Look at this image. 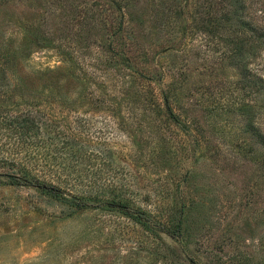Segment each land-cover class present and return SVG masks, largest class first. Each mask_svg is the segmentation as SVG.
Here are the masks:
<instances>
[{
    "label": "rangeland",
    "instance_id": "obj_1",
    "mask_svg": "<svg viewBox=\"0 0 264 264\" xmlns=\"http://www.w3.org/2000/svg\"><path fill=\"white\" fill-rule=\"evenodd\" d=\"M236 2L0 0V264H264V0Z\"/></svg>",
    "mask_w": 264,
    "mask_h": 264
},
{
    "label": "trees",
    "instance_id": "obj_2",
    "mask_svg": "<svg viewBox=\"0 0 264 264\" xmlns=\"http://www.w3.org/2000/svg\"><path fill=\"white\" fill-rule=\"evenodd\" d=\"M230 5H231V7H228V9H231L232 10V8H233L234 14L236 13L237 16L242 19V17H244V12L246 10V7L243 5L242 0H237V2L235 4L234 3H231ZM261 36L262 35H259V37H261ZM262 82L264 83V80H262ZM7 178H8V182L10 184L38 186L39 188H42L44 191H46L48 193H51L52 195H60V194H63V192H62V190L60 188H58V187H56L54 185H50V184H46L44 182H40V181L35 180V179H31V178H29L26 175L20 176V175H17V174L16 175L15 174H8L7 175ZM70 199L78 207L88 206V204L85 203L82 199H80L79 197H76L74 195H71ZM104 203H108V202H104ZM108 204H113V203H108ZM119 207L121 208V211H123V213L125 215H129V216L135 217V218H140L142 216L143 217L145 216V213H143L141 211H136L135 209H132L131 207H129L126 204H120ZM161 228L169 236H171L175 240H179V233L176 230L178 228H176V227H174L173 229H168V228L166 229L165 227H161Z\"/></svg>",
    "mask_w": 264,
    "mask_h": 264
}]
</instances>
